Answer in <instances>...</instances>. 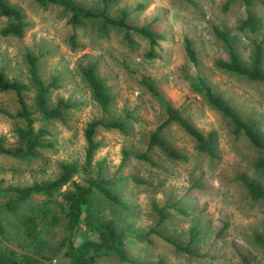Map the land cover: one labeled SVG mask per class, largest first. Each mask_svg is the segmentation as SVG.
<instances>
[{
    "label": "rangeland",
    "instance_id": "rangeland-1",
    "mask_svg": "<svg viewBox=\"0 0 264 264\" xmlns=\"http://www.w3.org/2000/svg\"><path fill=\"white\" fill-rule=\"evenodd\" d=\"M4 1L21 12L26 24L20 36L0 34V72L4 78L29 85L21 97L33 111L34 89L26 62L29 55L35 59L39 79L44 84L53 83L47 105L61 99L76 106L65 111L62 121L32 113L33 128L46 132L33 156L0 154V204L9 195L5 188L50 181L58 176L62 164L74 163L79 169L61 192L72 190L74 183L85 186L88 179L116 180L106 188L119 198L121 206L94 189L90 196L99 218L111 220L122 230L128 259L142 264H241L239 255H243L250 264H264V253L254 241V235H264V197L249 198L242 183L247 179L264 186L263 173L253 167L259 153L242 135L233 136L229 121L195 91L199 76L264 137V83L220 69L217 62L226 61L227 55L214 35V30L224 34L244 66H249L253 44L258 42L263 49L264 71L262 0H253L249 6L260 24L255 32L237 30L246 12L239 0H107L104 11L110 18L124 9L129 12L126 21L130 25L151 22L150 29L161 35L152 46V56L146 55L149 45L140 35L130 33L132 42L127 44L122 30L109 26L100 32L97 21L86 20L71 27L68 13L58 5ZM72 2L91 11L102 10L104 4L103 0ZM8 22L0 16V29ZM184 39L194 50L196 66L185 55ZM89 64L110 99L104 113L91 98L81 74ZM141 77L151 81L160 96L200 133H213L212 157L198 152L192 138L175 123H169L161 136L184 159H168L155 148L146 150L148 133L165 115L160 102L139 82ZM18 110L16 94L0 90V141L4 147L19 145L15 131L24 127V121L14 116ZM99 118L119 122L124 130L98 127L90 167L82 171L83 130L89 121ZM141 153L148 161L136 157ZM60 194L55 198L60 199ZM36 200L26 201L20 213L27 214L26 208ZM161 207L163 219L159 220L155 209ZM8 229L10 236L0 240V248L13 250L16 256L34 248L41 264L67 262L62 226L39 228L34 242L26 240L20 230ZM191 230L194 238L189 242ZM132 232L146 234V239L137 241ZM96 236L80 221L71 242L76 247ZM164 238L187 245L190 253L175 249ZM95 264L132 263L108 253L99 256Z\"/></svg>",
    "mask_w": 264,
    "mask_h": 264
},
{
    "label": "trees",
    "instance_id": "trees-1",
    "mask_svg": "<svg viewBox=\"0 0 264 264\" xmlns=\"http://www.w3.org/2000/svg\"><path fill=\"white\" fill-rule=\"evenodd\" d=\"M38 5L55 4L62 7L68 13L67 22L71 27L79 26L84 21H97L99 24L98 30L103 32L107 27H116L123 31V39L127 44H131L130 33H134L143 37L148 45L149 50L147 56L153 55L152 46L155 41L161 38V35L153 32L150 29V23L141 26L130 25L126 18L129 12L122 9L118 12L116 18H110L105 14L104 8L107 0H103V9L100 11H91L84 9L72 0H33ZM246 7L245 17L239 21L237 30L239 32H255L259 29V21L254 17L249 10L253 0H239ZM264 6V0H262ZM228 2L224 4L227 7ZM0 16L9 20L8 24L0 29V34L3 36L13 35L20 36L25 22L21 12L8 4L4 0H0ZM214 35L224 45L227 60L217 62L220 69L238 74L251 81H259L264 83V71L261 68L263 49L256 42L253 44L250 64L244 66L239 60L232 43L224 36L223 33L214 30ZM70 44L73 43V34L69 36ZM184 51L189 62L194 66L197 65L194 50L188 40L184 39ZM28 65V79L30 86L34 89L32 97L33 111L29 110L22 97L21 93L29 89V85L9 82L0 72V90L13 91L16 94L19 110L14 114L15 117L21 118L24 121V127L17 129L15 135L18 141V146L7 148L0 141V154L11 157L22 158L33 156L34 150L40 147V138L46 132L42 129L35 130L33 128L32 113H36L39 117L45 120L55 119L62 121L64 113L76 105L67 101L57 99L53 106L47 105L46 96L52 82L44 84L38 77L35 65V59L31 56H26ZM82 77L86 82L90 96L98 105L100 111L104 113L109 104V96L105 92L101 82L95 78L93 74V65H87L81 71ZM139 82L146 90L153 95L161 104L164 112V119L153 130L148 133L146 150L153 148L160 151L166 158L172 160L184 159V155L176 151L162 138V130L169 124L175 123L184 133L189 135L195 144V149L200 153H205L208 157L214 154L215 138L212 132L205 135L194 128L181 114L180 111L172 107L164 100L157 92L151 81L145 77H141ZM195 91L201 95L203 100L218 111L231 124V133L233 136L242 135L249 145L259 153V156L253 163L255 170H259L264 176V137L254 128V126L243 120L233 108L219 95L213 93L211 89L203 83L201 78L197 76ZM98 127L104 129H117L123 131L122 124L114 120H105L99 118L89 121L83 130V139L85 143L83 163L80 166L82 171H86L90 167L93 153L97 147V142L94 141V133ZM141 160L148 161L145 153L136 156ZM124 159V158H123ZM123 161V160H122ZM122 165V162L120 163ZM78 167L74 163H65L60 167V173L57 177L47 182L32 183L23 187H7L5 191L9 192L8 197L0 204V240L10 236L8 226L21 231V234L29 242H34L37 239L39 228L62 226L64 235V250L63 256L67 259L65 264H95L96 259L104 254L112 253L120 261L129 262L132 264H142L135 260H130L124 252L123 232L118 229L111 220H102L96 213L95 207L91 200V189L98 192L104 199L115 205H120L119 198L112 194L107 188V185H112L116 180H108L104 178L88 179L86 185L82 186L77 183L72 185V190L61 192L62 186L66 185L71 176L78 171ZM243 186L247 195L251 199L264 197V186L243 179ZM60 194V199H56L55 195ZM37 198L36 204L26 208L25 213H20L23 204ZM173 207V206H172ZM56 210L58 212H56ZM163 207L155 209L158 219H163ZM82 216V217H81ZM82 221L86 229L97 234L95 240H84L76 247H73L71 235L77 224ZM132 235L137 241L146 239V234L133 233ZM194 238L193 230L190 231L189 242ZM171 243L175 249L181 250L184 253H190L187 245L180 246L173 243L168 238H164ZM254 241L261 247L264 253V235H254ZM241 264H250V260L243 255H239ZM0 264H41L39 251L34 249L30 253H22L15 255L13 250L0 248ZM154 264H161L160 262Z\"/></svg>",
    "mask_w": 264,
    "mask_h": 264
}]
</instances>
